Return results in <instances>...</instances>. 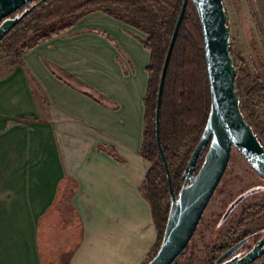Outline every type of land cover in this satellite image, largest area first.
I'll list each match as a JSON object with an SVG mask.
<instances>
[{
  "label": "crops",
  "instance_id": "crops-1",
  "mask_svg": "<svg viewBox=\"0 0 264 264\" xmlns=\"http://www.w3.org/2000/svg\"><path fill=\"white\" fill-rule=\"evenodd\" d=\"M253 3L264 30V0ZM142 39L95 11L0 76V264L146 261L158 231L140 191ZM59 222L79 227L73 247L45 246Z\"/></svg>",
  "mask_w": 264,
  "mask_h": 264
},
{
  "label": "trees",
  "instance_id": "trees-1",
  "mask_svg": "<svg viewBox=\"0 0 264 264\" xmlns=\"http://www.w3.org/2000/svg\"><path fill=\"white\" fill-rule=\"evenodd\" d=\"M182 2L183 0H34L11 15H19L24 9L35 5L33 11L0 42V56L11 57L14 66L21 62L24 53L41 42L68 31L78 20L94 11H103L147 35L146 39L141 40L151 57L147 67L149 82L144 99V135L140 154L151 166L140 191L151 205L158 231L152 256L162 243L172 201L157 141L156 107L161 74ZM235 65V86L242 94L241 110L244 116L248 115L255 120L264 132L263 124L252 109L255 99L264 98V80L259 75L253 78L250 76L244 59L235 61ZM210 111L211 90L203 28L194 1L188 0L166 75L160 121L161 144L177 195L185 181L184 170L203 135ZM208 148L198 159L196 173L203 165ZM245 235L244 232L236 238L227 237L225 244L219 250L215 249L214 256H218L223 249ZM182 257L183 255L173 264H179ZM256 264H264V258Z\"/></svg>",
  "mask_w": 264,
  "mask_h": 264
},
{
  "label": "water",
  "instance_id": "water-1",
  "mask_svg": "<svg viewBox=\"0 0 264 264\" xmlns=\"http://www.w3.org/2000/svg\"><path fill=\"white\" fill-rule=\"evenodd\" d=\"M34 0H0V42L35 7L32 5L11 17L24 5ZM44 2L46 0H40ZM197 7L203 28L205 55L211 90V111L203 135L193 151L184 170V184L178 195L175 193L171 173L165 157L160 136L162 97L166 75L184 20L188 0H183L165 58L156 107V132L160 154L166 170L171 194V208L162 243L146 264H173L186 249L203 213L218 187L236 147L255 171L264 178V145L249 124L241 110L240 97L236 91V66L231 54V32L228 13L223 0H193ZM208 148L203 165L198 173L196 166L200 155ZM256 189L240 195L230 204L223 216L225 220L231 212ZM244 241L225 251L215 264H252L264 255V237L242 257L234 256Z\"/></svg>",
  "mask_w": 264,
  "mask_h": 264
},
{
  "label": "rangeland",
  "instance_id": "rangeland-1",
  "mask_svg": "<svg viewBox=\"0 0 264 264\" xmlns=\"http://www.w3.org/2000/svg\"><path fill=\"white\" fill-rule=\"evenodd\" d=\"M223 3L228 13L231 54L234 64L235 61L239 62L244 59L248 65L250 76L253 78L259 75L264 80V30L253 0H223ZM137 30L142 38H147L144 32ZM11 67V57L0 56V76L5 75ZM237 93L241 101L242 94L240 91ZM252 109L264 127V98L255 99ZM245 119L252 125L264 145L262 128L248 115H245ZM252 189L257 191L246 197L223 220L230 204L240 195ZM244 232L246 234L244 237L253 233H257L258 236L264 235V178L234 147L228 167L203 213L194 236L184 250L185 252L183 251L178 257L183 255L179 264H213L218 257L214 256L215 249L219 250L227 241V237L234 236L236 238V236L243 235ZM51 234V238H46L45 246L51 245L58 249L73 247L81 236L79 227L76 230L65 228L61 222L56 224ZM155 246L156 243L143 264L153 258Z\"/></svg>",
  "mask_w": 264,
  "mask_h": 264
},
{
  "label": "flooded vegetation",
  "instance_id": "flooded-vegetation-1",
  "mask_svg": "<svg viewBox=\"0 0 264 264\" xmlns=\"http://www.w3.org/2000/svg\"><path fill=\"white\" fill-rule=\"evenodd\" d=\"M264 237V235L262 236H258L257 233H253V234H249L248 236L240 239L239 241H237L236 243H234L233 245H231L230 247L226 248L225 250H223L222 253H220L218 255V257L216 258V260L225 252L227 251L229 248H231L232 246H234L235 244L241 242V241H244V244L236 251L234 252V254H232L230 257L224 259L227 260V259H230L234 256H238V257H242L243 255H245L247 252H249L255 245H257L260 240ZM253 244H252V243ZM264 258V255L261 256L260 258H258L256 261H254L252 264H256L257 262H259L260 260H262ZM216 260L214 261L213 264H215Z\"/></svg>",
  "mask_w": 264,
  "mask_h": 264
}]
</instances>
